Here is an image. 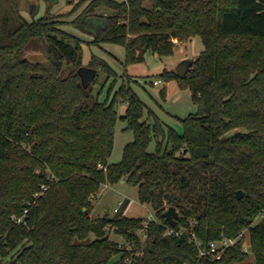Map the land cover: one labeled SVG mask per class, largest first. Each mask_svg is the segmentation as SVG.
Returning <instances> with one entry per match:
<instances>
[{
	"label": "trees",
	"instance_id": "obj_1",
	"mask_svg": "<svg viewBox=\"0 0 264 264\" xmlns=\"http://www.w3.org/2000/svg\"><path fill=\"white\" fill-rule=\"evenodd\" d=\"M85 1L28 19L19 0H0V264H251L244 238L221 258L200 257L192 239V231L208 243L244 229L255 264H264V218L256 221L264 214V0H87L69 19ZM92 17L102 18L98 32ZM68 24L93 34L91 43L126 48L121 77L98 60L112 76L103 100L81 81L83 39ZM196 35L204 46L186 75L158 73L189 87L197 105L178 132L132 87L127 66L150 52L172 55L175 38ZM37 40L45 58L23 56ZM119 119L134 137L111 162ZM122 179L155 210L146 237L144 216L91 214L100 187ZM170 205L180 213L175 224L163 214Z\"/></svg>",
	"mask_w": 264,
	"mask_h": 264
},
{
	"label": "rangeland",
	"instance_id": "obj_2",
	"mask_svg": "<svg viewBox=\"0 0 264 264\" xmlns=\"http://www.w3.org/2000/svg\"><path fill=\"white\" fill-rule=\"evenodd\" d=\"M32 2L36 3V7L33 10L30 8ZM19 3L21 12L28 19L65 11L73 6L70 0H19ZM86 3L87 0L77 7L68 18H74L84 8ZM147 4H150V0L147 1ZM100 11L106 13L108 9L102 8ZM92 20L102 22V18L92 17L89 18L88 23ZM66 29L78 34L83 39L84 64L89 65L92 55H95V57H93L95 64L92 66L97 68V73L91 83L93 84V91L95 93L99 92V98L101 100L105 99L107 90L112 81V76L106 79L107 73H105L98 64V60L102 58L106 60L120 76L125 69L126 48L124 44L110 40L91 43L90 41L93 39L94 35L90 34L88 31L79 30L70 24L66 26ZM175 41L176 44L172 55L160 56L157 53L150 52L146 55V60L144 62L130 64L127 68L129 73L137 78V80L132 81V87L140 94L147 105L150 106L166 124L173 126L178 132H183V124L180 117H185L190 112L196 111L197 109V105L192 99L191 89L189 87L180 86L179 80L176 78L170 80L161 78L157 84L154 82L153 84L151 80H153V78L160 79L158 73L164 68L176 70L175 66L183 58H191L198 54L204 45L200 35L194 36L193 39L189 41H180L176 38ZM22 54L23 56L32 58H45L46 56L43 44L39 40L33 41ZM120 81L121 79L118 80L116 86L120 84ZM166 85L168 90L166 97L163 98L160 94V90ZM121 104L126 105L127 103L122 102ZM126 123L127 122L123 119L118 120L115 133V145L110 156V160L113 162L121 159L124 145L134 137V133L131 129H124L123 126H125ZM155 146L156 141L153 140L149 148L154 150ZM120 201H124V203L120 205ZM93 202L94 208L91 212L93 217L105 214L107 206L109 207V215L111 216L118 212L114 210L116 206H121L120 210H124V213L129 216L149 217L155 215V210L150 204L140 201L138 187L128 183L125 179L113 184L104 183L99 191L94 194ZM126 203H128L127 206ZM262 218H264V214L258 215L256 221ZM111 236L117 239L121 246H126L128 248L132 247V243L126 240L122 235L111 231ZM118 258L119 255H115L111 261ZM249 258L253 259V255H250ZM184 264L190 263L185 262Z\"/></svg>",
	"mask_w": 264,
	"mask_h": 264
},
{
	"label": "built area",
	"instance_id": "obj_3",
	"mask_svg": "<svg viewBox=\"0 0 264 264\" xmlns=\"http://www.w3.org/2000/svg\"><path fill=\"white\" fill-rule=\"evenodd\" d=\"M161 79H154L153 82L155 84L159 83ZM100 166H102V163H99ZM105 184H109V183H105ZM47 188V185L42 184V188L40 191H37L35 193V196H38L39 194L43 193L44 190ZM124 203V201H120V205H122ZM121 208V206H116L114 208L115 211H119ZM26 211H28V209H26ZM17 218L18 221H21L23 219L22 216L18 217L15 216ZM158 221V218L156 217V215L154 216H149V217H144V220L142 221V233H143V237H146V228L149 224L150 221ZM182 230L180 229H175L174 227H168L167 228V233L168 234H179ZM192 239L195 241V243L197 244L198 247V255L200 257H206V256H210L212 258H221L223 253L225 252V250L235 244L236 242H238L241 238H244L243 241V250L246 252H249L250 255L252 254L251 251V241H250V234L249 231L247 232V229L242 230L238 235L236 236H227V235H222L221 237L217 238V239H213L211 241H209L208 243H205L203 240H201L200 238L197 237V235L195 234L194 231H192ZM127 260H130V257H127ZM249 261H251V264H255L254 262V257L253 259L248 258Z\"/></svg>",
	"mask_w": 264,
	"mask_h": 264
},
{
	"label": "water",
	"instance_id": "obj_4",
	"mask_svg": "<svg viewBox=\"0 0 264 264\" xmlns=\"http://www.w3.org/2000/svg\"><path fill=\"white\" fill-rule=\"evenodd\" d=\"M36 7V3H31V10H33ZM192 64V57L191 58H184L182 59L176 66L175 69L180 76H185L190 65ZM97 73V68L91 65L83 64L79 68V74L81 75V81L84 84V86H89L90 82L94 79L95 75ZM244 194L243 189L237 190L238 197H242ZM109 213V207L107 206V210L105 214ZM164 216L170 221L171 224H175L176 220L179 218L180 213L176 206L170 205L168 206L164 212Z\"/></svg>",
	"mask_w": 264,
	"mask_h": 264
},
{
	"label": "crops",
	"instance_id": "obj_5",
	"mask_svg": "<svg viewBox=\"0 0 264 264\" xmlns=\"http://www.w3.org/2000/svg\"><path fill=\"white\" fill-rule=\"evenodd\" d=\"M94 21H95V22H94ZM101 25H102V22H101V21H98V20H92L90 23H88V27H89L91 30L95 31V32H98V30L100 29ZM183 59H184V58H183ZM165 87H166V90H168V89H167V85H166ZM126 107H127V104H126V105L121 104V105L119 106V111H120L121 113H123V112L126 110ZM123 127H124V126H123ZM110 161H111V160H110ZM111 162H113V161H111Z\"/></svg>",
	"mask_w": 264,
	"mask_h": 264
}]
</instances>
